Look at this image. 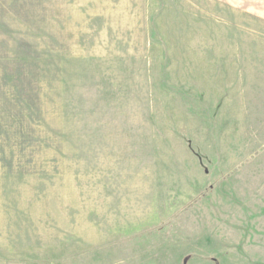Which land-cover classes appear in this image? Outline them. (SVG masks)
Returning <instances> with one entry per match:
<instances>
[{
	"label": "rangeland",
	"instance_id": "rangeland-1",
	"mask_svg": "<svg viewBox=\"0 0 264 264\" xmlns=\"http://www.w3.org/2000/svg\"><path fill=\"white\" fill-rule=\"evenodd\" d=\"M0 264H264V0H0Z\"/></svg>",
	"mask_w": 264,
	"mask_h": 264
}]
</instances>
